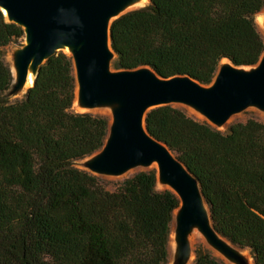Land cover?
<instances>
[{
  "label": "trees",
  "instance_id": "1",
  "mask_svg": "<svg viewBox=\"0 0 264 264\" xmlns=\"http://www.w3.org/2000/svg\"><path fill=\"white\" fill-rule=\"evenodd\" d=\"M263 8L264 0H150L111 23L112 66L209 85L224 59L259 62ZM23 37L0 8V264H166L180 200L157 189L155 169L109 190L74 166L104 146L110 121L73 108L72 57L57 52L24 98H2L14 82L4 48ZM146 127L198 178L215 229L264 264V122L222 130L168 104L147 113ZM195 253L193 264H223L204 244Z\"/></svg>",
  "mask_w": 264,
  "mask_h": 264
},
{
  "label": "water",
  "instance_id": "2",
  "mask_svg": "<svg viewBox=\"0 0 264 264\" xmlns=\"http://www.w3.org/2000/svg\"><path fill=\"white\" fill-rule=\"evenodd\" d=\"M142 1L0 0L7 21L25 32V43L13 53L10 93L18 94L30 83L27 92L41 65L58 51H66L74 63L75 106L89 112L107 108L111 116L104 146L85 158L84 168L98 175L155 169L157 182L180 200L172 218L176 264L195 259L190 240L195 230L217 257L228 264H248L244 249L215 229L198 178L165 143L151 135L146 115L155 107L179 104L220 129L247 108L264 111V52L249 67L225 59L209 85L189 75L162 77L149 66L115 70L111 23L142 7ZM257 29L264 39V18Z\"/></svg>",
  "mask_w": 264,
  "mask_h": 264
},
{
  "label": "rangeland",
  "instance_id": "3",
  "mask_svg": "<svg viewBox=\"0 0 264 264\" xmlns=\"http://www.w3.org/2000/svg\"><path fill=\"white\" fill-rule=\"evenodd\" d=\"M149 3H150V0H148L144 4H141V6H145ZM263 11H264V9L258 15L262 14ZM256 18H257V16H256ZM256 24H257V22H256ZM24 43H25V38L23 37L20 40H18L17 42H12L4 48V59H5L6 63L10 66L11 70L13 69V53L17 48L21 47ZM64 52H66V51H64ZM25 93H26V90H24L18 94L13 95L10 93V90H9L2 95V98H5L9 102H15V101H18V100H21L22 98H24ZM75 105L76 104L74 103L73 108L75 110H77V111L83 110V109L76 107ZM176 105L183 108L187 112V114H189L190 116H193L194 118L199 119V120H205V118L202 115H198L197 113H195L194 111H191L187 107H185L183 105H179V104H176ZM91 112L94 114L103 115V116L107 117L109 119V121L111 120L110 114L104 113L102 111H91ZM248 118H256V119L264 122V111L259 110L256 107L247 108L246 110L234 115L229 120V122L226 125H224L223 127H221L220 129L225 130L230 123L235 122V121H245ZM84 160H85V158L75 161L74 166L79 167V168H84V163H83ZM142 170H148V169L138 168V169H132L129 172L124 173L122 175H100V176L102 177L103 184L106 186L107 189L115 190L122 183V181L125 178L130 177V176L134 175L135 173L142 171ZM165 188L166 187H164L162 184L157 182V189L158 190H162ZM175 212H176V210H175ZM174 237H175V232H174V219H173L172 223H171V231H170V236H169V241H168V258H167L166 264H176V259H175L176 243H175ZM198 244H204L205 245V243L203 242V239L201 241L194 242V243H192L194 250ZM243 253L245 254V256L248 259V264H255L254 259L251 255L249 249H244ZM220 259L222 260L223 264H228V262L225 259H222V258H220ZM193 261H194V258H193L192 262H190L189 264H193Z\"/></svg>",
  "mask_w": 264,
  "mask_h": 264
},
{
  "label": "bare ground",
  "instance_id": "4",
  "mask_svg": "<svg viewBox=\"0 0 264 264\" xmlns=\"http://www.w3.org/2000/svg\"><path fill=\"white\" fill-rule=\"evenodd\" d=\"M148 0H143L141 4H144L146 3ZM263 13L260 14V15H257V18H256V22L259 26H262V22H263ZM30 86V83L27 84V86L25 87L24 90H26L28 87ZM102 112L104 113H107L109 114V109H101ZM200 115V114H198ZM261 116V115H260ZM165 187V186H164ZM203 238H202V234L198 231V230H195L191 235H190V240H191V243H194V242H198V241H201Z\"/></svg>",
  "mask_w": 264,
  "mask_h": 264
}]
</instances>
